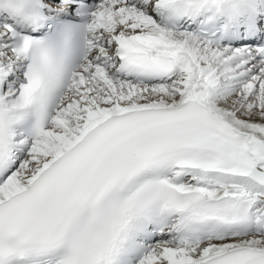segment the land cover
<instances>
[{
    "label": "snow or ice",
    "instance_id": "snow-or-ice-1",
    "mask_svg": "<svg viewBox=\"0 0 264 264\" xmlns=\"http://www.w3.org/2000/svg\"><path fill=\"white\" fill-rule=\"evenodd\" d=\"M0 264H264V0H0Z\"/></svg>",
    "mask_w": 264,
    "mask_h": 264
}]
</instances>
